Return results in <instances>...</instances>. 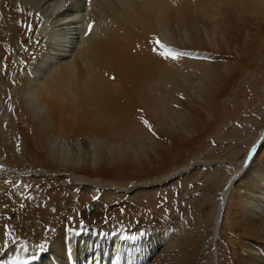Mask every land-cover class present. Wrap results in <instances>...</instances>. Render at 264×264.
Returning a JSON list of instances; mask_svg holds the SVG:
<instances>
[{
	"label": "bare ground",
	"instance_id": "1",
	"mask_svg": "<svg viewBox=\"0 0 264 264\" xmlns=\"http://www.w3.org/2000/svg\"><path fill=\"white\" fill-rule=\"evenodd\" d=\"M252 3L0 0V264L122 248V264H197L192 220L134 197L181 175L241 98L264 41ZM241 162L215 219L218 264H264V129Z\"/></svg>",
	"mask_w": 264,
	"mask_h": 264
},
{
	"label": "rangeland",
	"instance_id": "2",
	"mask_svg": "<svg viewBox=\"0 0 264 264\" xmlns=\"http://www.w3.org/2000/svg\"><path fill=\"white\" fill-rule=\"evenodd\" d=\"M253 5L262 8L261 0H254L250 8ZM260 48L257 60L248 63L252 69L245 76L242 99L236 96L208 134L189 150L180 163L186 170L163 186L135 193L134 199L155 207L157 216L179 217L173 222L192 220L197 231V264H218L225 257L226 244L215 226L222 190L264 129V41ZM85 258L86 254L80 258L82 263Z\"/></svg>",
	"mask_w": 264,
	"mask_h": 264
},
{
	"label": "snow or ice",
	"instance_id": "3",
	"mask_svg": "<svg viewBox=\"0 0 264 264\" xmlns=\"http://www.w3.org/2000/svg\"><path fill=\"white\" fill-rule=\"evenodd\" d=\"M91 25H89V29H91ZM155 51H159V49H155ZM162 56L165 55L163 52L160 53ZM179 55H189V53H178ZM176 57L175 56H172V59H175ZM144 123L147 125V121H144ZM149 130L151 131V128H149ZM5 235L7 236L8 233H7V230H5ZM43 249V246H41V250Z\"/></svg>",
	"mask_w": 264,
	"mask_h": 264
}]
</instances>
